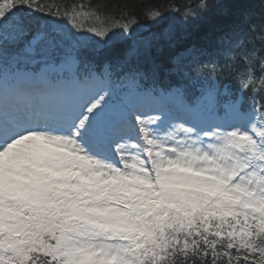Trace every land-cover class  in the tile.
<instances>
[{
    "label": "snow or ice",
    "instance_id": "snow-or-ice-1",
    "mask_svg": "<svg viewBox=\"0 0 264 264\" xmlns=\"http://www.w3.org/2000/svg\"><path fill=\"white\" fill-rule=\"evenodd\" d=\"M0 264H264V0H0Z\"/></svg>",
    "mask_w": 264,
    "mask_h": 264
},
{
    "label": "trees",
    "instance_id": "trees-1",
    "mask_svg": "<svg viewBox=\"0 0 264 264\" xmlns=\"http://www.w3.org/2000/svg\"><path fill=\"white\" fill-rule=\"evenodd\" d=\"M66 2H68V0H66ZM93 2H97V0H93ZM169 0H144V3L146 5H163L165 3H168ZM184 0H180V3L183 4ZM143 23H145L147 25L148 21H142Z\"/></svg>",
    "mask_w": 264,
    "mask_h": 264
},
{
    "label": "bare ground",
    "instance_id": "bare-ground-1",
    "mask_svg": "<svg viewBox=\"0 0 264 264\" xmlns=\"http://www.w3.org/2000/svg\"><path fill=\"white\" fill-rule=\"evenodd\" d=\"M251 2L255 8L258 9L260 7V0H251Z\"/></svg>",
    "mask_w": 264,
    "mask_h": 264
}]
</instances>
